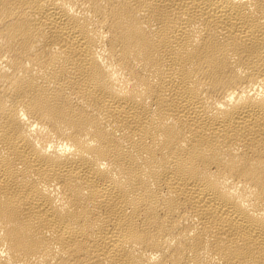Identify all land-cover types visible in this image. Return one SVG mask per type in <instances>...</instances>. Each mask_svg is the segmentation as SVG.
<instances>
[{
    "label": "bare ground",
    "instance_id": "1",
    "mask_svg": "<svg viewBox=\"0 0 264 264\" xmlns=\"http://www.w3.org/2000/svg\"><path fill=\"white\" fill-rule=\"evenodd\" d=\"M0 264H264V0H0Z\"/></svg>",
    "mask_w": 264,
    "mask_h": 264
}]
</instances>
